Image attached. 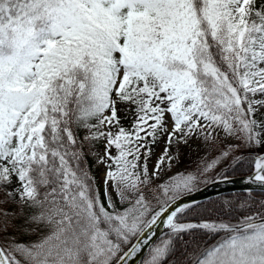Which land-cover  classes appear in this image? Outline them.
Segmentation results:
<instances>
[{"label": "snow or ice", "instance_id": "obj_1", "mask_svg": "<svg viewBox=\"0 0 264 264\" xmlns=\"http://www.w3.org/2000/svg\"><path fill=\"white\" fill-rule=\"evenodd\" d=\"M194 138L211 145L195 171L161 180L172 147ZM100 140L103 199L86 159ZM253 147H264V0H0V264H175L177 242L183 264H264V202L234 217L245 203L226 200L217 214L229 219L193 220L213 210L185 200L231 182ZM250 159L244 183L264 190V154ZM194 231L220 238L188 251Z\"/></svg>", "mask_w": 264, "mask_h": 264}, {"label": "trees", "instance_id": "obj_2", "mask_svg": "<svg viewBox=\"0 0 264 264\" xmlns=\"http://www.w3.org/2000/svg\"><path fill=\"white\" fill-rule=\"evenodd\" d=\"M80 135L83 136V130L80 131ZM232 143H237V141L233 140ZM226 145H221V148H223ZM86 148V147H85ZM86 152V151H85ZM87 153V152H86ZM206 153V152H205ZM205 153L199 154L198 156H195L189 160V162L186 164L185 169H189L191 172L195 171L196 168V162L197 160L204 156ZM218 154V151H213L211 152L207 159L211 160L212 158L215 157V155ZM240 153H233V155H239ZM253 154H264V147H253L252 149L246 151L244 153L246 160L245 163L242 165H238L237 168L234 171H228L227 176H235V175H242V174H247L253 170V164L251 162V155ZM87 163L89 165V169L91 174L95 177V183H96V178H97V170H96V163L92 156L87 155L86 156ZM229 161H222L213 171L210 173V175L214 178L216 173L220 172L227 164ZM202 185H198V187H201ZM96 187L98 188V185L96 184ZM99 189V188H98ZM101 198L103 199V193L99 190ZM115 200V198L113 197ZM231 201L232 202V207L235 209L237 208L241 202L245 203V210L244 211H234L233 215L234 217H239L243 215H247L251 212H259L261 211L259 207L260 202H264V193L261 192H251L250 194L247 192H236V193H229L225 195H220L216 196L214 198L208 199L204 202H200L199 205L202 208L206 209H211L213 210L212 214L209 215L207 212L201 217V216H193L191 212L187 214L188 218L193 219V220H200V219H205V220H219V219H224L227 220L229 219L228 216H223V215H218L217 213L219 210L223 207V202L224 201ZM251 204V207H248V204ZM117 204L119 206V202L117 201ZM13 211H19L17 206H15ZM27 211V210H25ZM184 221V220H182ZM19 223V222H18ZM190 235L194 236L195 239L191 240ZM186 234L184 236L185 241H189V248L188 251H191L193 247L196 245H204L206 246L207 244L213 243L214 241L218 240L220 236H209L203 232L200 231H194L191 234ZM220 235H223L221 233ZM21 242L24 241H35L37 239L36 235H23L19 237ZM183 258H184V250L180 246L179 242L176 244V251H175V264H183ZM170 259H172L170 257Z\"/></svg>", "mask_w": 264, "mask_h": 264}, {"label": "rangeland", "instance_id": "obj_3", "mask_svg": "<svg viewBox=\"0 0 264 264\" xmlns=\"http://www.w3.org/2000/svg\"><path fill=\"white\" fill-rule=\"evenodd\" d=\"M121 110L118 113L119 117H120V122L121 124L125 127V128H131L133 120L135 119L134 113H125V105H119L118 106ZM167 124L169 127V130H171V125H172V121L170 117H167ZM113 131H115V129H113ZM84 134V133H83ZM165 139L161 138L158 140V142L153 146L154 147V151L153 154L151 156V158L148 161V167H149V171L152 170L154 164H155V160L158 157V155L161 153V151L163 150L164 144H165ZM233 142V139H228L225 141L226 144H231ZM94 147L91 149V152H95L98 153V155L92 156V158L94 159L95 163H96V170H97V178H96V184L98 185L99 190L104 193V185H103V178H104V174L106 172V167L103 164H97V160L99 158V156H102L104 154V146L106 144L105 140H100L98 142H93ZM211 147V145L205 146V144L203 143L202 140H198V139H193L192 141H190L189 145H181L179 147V149H177L175 146L172 147L171 152L174 155L178 156V159L176 161L173 162L172 167L170 170L168 169V164L165 163V173L163 174V176L161 177V180L167 179L168 177L176 174V173H180V172H191L189 169H185L186 164L189 162V160L195 156H198L199 154H203L205 152L208 151V148ZM86 152H89V149L85 148ZM112 155H116V149L115 147H113L111 149ZM109 191H112L111 189V185H109ZM112 196L116 199V194L115 192H112ZM0 199H3V196L0 195ZM118 201V200H117ZM119 202V201H118ZM16 205L14 204H8V205H3V207L7 208L9 211H13ZM181 222H185V221H181Z\"/></svg>", "mask_w": 264, "mask_h": 264}, {"label": "water", "instance_id": "obj_4", "mask_svg": "<svg viewBox=\"0 0 264 264\" xmlns=\"http://www.w3.org/2000/svg\"><path fill=\"white\" fill-rule=\"evenodd\" d=\"M252 172L253 170L247 174L229 176L232 178L231 182L229 183L213 182L207 186H201L199 187V191L191 194L189 197H185V200L191 199L200 203L220 195L246 192L245 189H252L251 192L264 193V190H261L258 185L244 183V178L249 176ZM183 202L184 201H181V203ZM162 231H164L163 226L157 225V237H159L160 232Z\"/></svg>", "mask_w": 264, "mask_h": 264}]
</instances>
